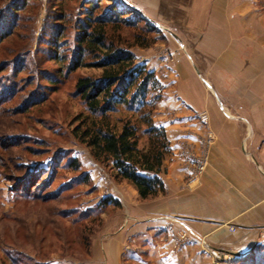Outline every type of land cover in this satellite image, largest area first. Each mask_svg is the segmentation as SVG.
I'll use <instances>...</instances> for the list:
<instances>
[{"label": "rangeland", "instance_id": "rangeland-1", "mask_svg": "<svg viewBox=\"0 0 264 264\" xmlns=\"http://www.w3.org/2000/svg\"><path fill=\"white\" fill-rule=\"evenodd\" d=\"M12 1H0V264H85L93 240L123 206H143L157 196L142 199L132 184L115 177L111 161L97 160L77 136L91 114L76 82L101 73L70 67L88 0H19L10 9ZM93 1L101 4L94 16L111 6ZM119 1L137 16L132 25L115 23L108 34L153 72L158 87L144 110L119 107L111 121H135L139 146L148 148L154 138L161 140L146 131L144 114L149 116L164 130V161L172 153L167 129L182 122L188 131L197 130L196 144L185 136L176 140V152L188 158L184 186L193 190L210 164L216 135L209 113L218 109L243 129V151L264 177V0L218 9L197 7L193 0H159L157 6L151 0ZM142 17L151 20V30ZM93 60L84 55V62ZM71 159L79 169L70 166ZM106 197L118 204H102ZM201 240L211 264H245ZM259 244L264 248V239Z\"/></svg>", "mask_w": 264, "mask_h": 264}, {"label": "crops", "instance_id": "crops-1", "mask_svg": "<svg viewBox=\"0 0 264 264\" xmlns=\"http://www.w3.org/2000/svg\"><path fill=\"white\" fill-rule=\"evenodd\" d=\"M157 1L151 0L152 5L157 6ZM193 1L200 8L218 9L225 4L228 8L242 6L244 0ZM209 115L216 140L201 184L193 190L185 188L188 158L176 152V140L181 136L197 143V130L188 131L182 122L173 124L166 131L172 153L163 159L162 176L159 174L164 192L143 206H123L93 240L92 255L85 264H211L202 237L238 257L263 241L264 177L243 151L244 133L238 122L218 109ZM229 224L235 226L231 231Z\"/></svg>", "mask_w": 264, "mask_h": 264}, {"label": "trees", "instance_id": "trees-1", "mask_svg": "<svg viewBox=\"0 0 264 264\" xmlns=\"http://www.w3.org/2000/svg\"><path fill=\"white\" fill-rule=\"evenodd\" d=\"M108 1L111 2L108 11L94 16L93 12L101 4L88 0L86 18L77 25L76 57L70 67L101 69L97 78L85 76L76 82V92L83 98L91 114L90 122L85 123V128L77 136L92 150L97 160L112 162L118 180H126L135 187L142 199H149L165 190L159 177L164 149L167 148L164 130L144 114L146 131L155 137H161V140L158 143L154 138L155 142L148 148H141L138 124L129 118L123 120L121 126H117L111 121V114L123 106L134 112L144 110L149 103L148 95L152 89L158 87V81L153 72L148 71L144 65L135 63L132 52L115 46L114 40L108 34L109 28L115 23L120 26L132 25L131 18L137 16L136 11L132 8L122 10L121 7H126L119 0ZM14 3L18 4L19 0L8 4L10 9H14ZM125 16L130 18H124ZM142 19L148 25L145 29L151 30V20L146 17ZM84 55L85 59L92 56L94 60L84 62ZM69 163L75 170L80 167L75 159H71ZM23 179L22 183H28L29 178ZM83 180L88 181L89 175L84 174ZM105 203L118 204L112 197H106L102 204ZM263 249V245L257 244L240 259L245 264H264L260 258V251Z\"/></svg>", "mask_w": 264, "mask_h": 264}, {"label": "built area", "instance_id": "built-area-1", "mask_svg": "<svg viewBox=\"0 0 264 264\" xmlns=\"http://www.w3.org/2000/svg\"><path fill=\"white\" fill-rule=\"evenodd\" d=\"M203 118H204V120H206V115L205 114L203 115ZM199 167H201V166H199Z\"/></svg>", "mask_w": 264, "mask_h": 264}]
</instances>
